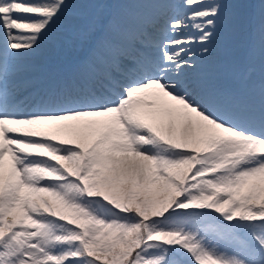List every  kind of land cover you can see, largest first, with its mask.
Wrapping results in <instances>:
<instances>
[{
	"label": "snow or ice",
	"instance_id": "1",
	"mask_svg": "<svg viewBox=\"0 0 264 264\" xmlns=\"http://www.w3.org/2000/svg\"><path fill=\"white\" fill-rule=\"evenodd\" d=\"M0 264H264V0H0Z\"/></svg>",
	"mask_w": 264,
	"mask_h": 264
},
{
	"label": "rangeland",
	"instance_id": "2",
	"mask_svg": "<svg viewBox=\"0 0 264 264\" xmlns=\"http://www.w3.org/2000/svg\"><path fill=\"white\" fill-rule=\"evenodd\" d=\"M55 38H56V34L54 33V35H53V40H54ZM50 46H51L50 43H46V44L44 45L43 49L41 50L40 57H43L44 55H46V53H47V51H48V49H49Z\"/></svg>",
	"mask_w": 264,
	"mask_h": 264
}]
</instances>
